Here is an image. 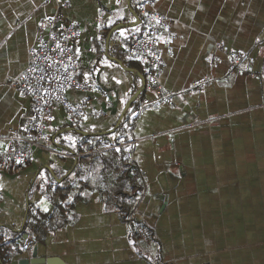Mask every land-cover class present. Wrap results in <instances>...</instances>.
<instances>
[{
    "label": "crops",
    "instance_id": "crops-1",
    "mask_svg": "<svg viewBox=\"0 0 264 264\" xmlns=\"http://www.w3.org/2000/svg\"><path fill=\"white\" fill-rule=\"evenodd\" d=\"M61 1L0 0V150L30 111L12 84L44 17L60 12L78 27L77 76L92 84L66 93L85 102L78 124L53 107L45 123L52 150L33 149L21 172L0 171L4 264L26 258L27 234L38 238L36 258L54 264H264V0ZM150 13L169 22L163 63L146 77L127 140L115 144L112 132L141 85L128 46ZM234 52L245 55L241 71L232 70ZM98 135L107 142L98 151L127 148L139 172L132 213L152 231L150 251L123 220L118 193L129 184L116 178L120 170L111 175L104 158L79 161L89 153L76 141Z\"/></svg>",
    "mask_w": 264,
    "mask_h": 264
},
{
    "label": "built area",
    "instance_id": "built-area-1",
    "mask_svg": "<svg viewBox=\"0 0 264 264\" xmlns=\"http://www.w3.org/2000/svg\"><path fill=\"white\" fill-rule=\"evenodd\" d=\"M57 1L61 7L66 6L65 2ZM168 23L162 14H148L144 33L133 36L128 46L129 57L146 69L151 80L156 78L163 63L159 40ZM78 35V27L67 22L60 12L46 16L38 23V39L35 47L29 51L30 62L12 84L16 93L30 100V111L19 131H10L3 137L6 147L0 150V171L21 172L29 164V154L33 149L52 150V139L45 132V123L54 106L64 109L70 124L76 125L81 121L85 102H70L66 97L69 90H92L89 81L77 76L79 58L75 39ZM164 44L168 45V42ZM229 56L232 70L241 71L244 53L234 52ZM246 71L251 73L250 69ZM159 96L169 98V94L163 91H159ZM126 223L150 251L153 244L150 227L135 219L132 212ZM37 245L36 235L27 234L20 245V252L29 259Z\"/></svg>",
    "mask_w": 264,
    "mask_h": 264
},
{
    "label": "trees",
    "instance_id": "trees-1",
    "mask_svg": "<svg viewBox=\"0 0 264 264\" xmlns=\"http://www.w3.org/2000/svg\"><path fill=\"white\" fill-rule=\"evenodd\" d=\"M131 62V63H130ZM127 62V65L130 68L137 69L144 79V84L146 81V77L148 76L147 72L143 69L141 70L136 62L131 60ZM139 68V69H138ZM144 88L141 90L139 95L135 98V100L131 103L127 111L125 112L122 119L119 121L116 129L112 132L114 136V143L118 144L121 141L127 140V134L129 130L132 128V124L138 114L139 111V100L142 99V92ZM104 135L98 136H83L76 141L75 149L78 152L89 153L85 156L81 157L79 161H89L90 163H94L98 161V158H104L105 161L104 167L107 172L110 171L111 175H114L115 170H120V173L116 176L117 179H121L123 182L127 180L130 188H128V192L118 193V199L121 200L120 210L123 217L124 222H127V218L129 214L132 212V208L134 206L133 202L139 196L143 190V186L140 184V175L138 170L133 166V164L128 159V149L125 147H120L117 150H106L104 152L98 151L99 148H102L107 142L103 139ZM102 162V160H101ZM152 232V231H151ZM136 236V234L134 233ZM137 237V236H136ZM38 239V238H37ZM10 257V254L6 257L0 256V260L2 264H4ZM154 260H157V257H154Z\"/></svg>",
    "mask_w": 264,
    "mask_h": 264
},
{
    "label": "water",
    "instance_id": "water-1",
    "mask_svg": "<svg viewBox=\"0 0 264 264\" xmlns=\"http://www.w3.org/2000/svg\"><path fill=\"white\" fill-rule=\"evenodd\" d=\"M120 63V62H119ZM121 65V63H120ZM127 70L133 72V69L126 68ZM138 77L141 79V85L136 89L135 93L131 96V98L128 100L126 105L124 106L123 112L121 113L119 117V121L122 119L124 116L125 112L131 105V103L135 100V98L139 95L141 90L144 88V79L141 74H137ZM55 260L53 258H36L35 256V251L32 253L31 257L29 259L25 258L21 261V264H54Z\"/></svg>",
    "mask_w": 264,
    "mask_h": 264
},
{
    "label": "rangeland",
    "instance_id": "rangeland-1",
    "mask_svg": "<svg viewBox=\"0 0 264 264\" xmlns=\"http://www.w3.org/2000/svg\"><path fill=\"white\" fill-rule=\"evenodd\" d=\"M167 100V99H166Z\"/></svg>",
    "mask_w": 264,
    "mask_h": 264
}]
</instances>
